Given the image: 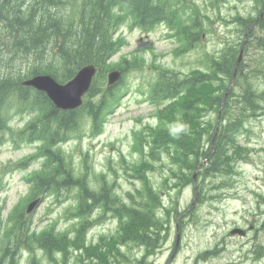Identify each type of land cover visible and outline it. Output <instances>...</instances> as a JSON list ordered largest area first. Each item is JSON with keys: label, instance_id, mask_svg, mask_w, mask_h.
Masks as SVG:
<instances>
[{"label": "rangeland", "instance_id": "1", "mask_svg": "<svg viewBox=\"0 0 264 264\" xmlns=\"http://www.w3.org/2000/svg\"><path fill=\"white\" fill-rule=\"evenodd\" d=\"M189 1L199 6L202 15L205 31L199 44L179 54L177 41L161 24L147 32L127 24L121 26L115 37H123L125 44L107 61L110 68L104 76H98L96 82L100 88L105 87L111 67L123 61L135 64H131L114 85L116 98L104 115L102 132L93 135L90 120L84 118L75 135L58 146L74 172L94 191L104 187L124 205L135 207L141 205L150 192H156L160 202L156 213L167 221L168 234L156 248L145 253V249L135 244L137 241L120 239L118 214L103 213L97 208L91 218H97L99 213L104 217L84 231V241L91 245L69 252L66 264H96L99 260L90 253L100 249L110 263L115 264L118 256L114 247L118 245L126 253V264H135L138 259L142 264H264V113L245 118L240 132L235 135L231 150L236 147L235 155L240 158L234 165L236 172L230 177L217 175L203 180L197 174L198 166L191 174V182L183 178L177 182L174 178L179 172L177 164L191 161L190 155L174 151L170 155L160 146L171 145L169 135L173 136V126L170 122L162 124L159 110L163 109L173 118L174 103L163 107L149 97L157 67L185 73L204 69L207 57L218 55L224 45L243 42V29L235 18L256 17L257 10L261 14L264 0ZM263 62L261 52L249 44L240 54L238 66L250 74L254 66H261ZM234 78L235 75L228 85L234 91L229 94V97L233 95V100L240 94ZM252 81V86L256 87L260 78L253 77ZM263 89L264 79L257 90ZM9 103L12 108L16 104L13 99ZM216 117L215 113H210L212 121ZM30 119L28 112L12 110L8 112L9 129L0 128V251L15 264H31L32 256L39 264H61L62 253L56 252V247H52L56 260H51L35 238L28 240L27 246L16 241L15 233L4 235L8 227L5 219L12 207L19 201L25 207L32 200L28 199L30 185L26 176L42 170L43 158L37 157L40 144L18 134ZM188 125L186 131L190 135L183 136V149L193 148L200 138L197 122L189 121ZM204 144H209L207 135H204ZM203 188L206 189L204 195ZM73 194L74 190L60 196L46 195L26 213L31 216L30 229L38 232L52 224L56 233L80 227L81 219L73 210ZM234 229L245 233L232 234ZM43 242L49 244V238L45 237ZM84 251L87 254L83 256Z\"/></svg>", "mask_w": 264, "mask_h": 264}, {"label": "trees", "instance_id": "2", "mask_svg": "<svg viewBox=\"0 0 264 264\" xmlns=\"http://www.w3.org/2000/svg\"><path fill=\"white\" fill-rule=\"evenodd\" d=\"M262 9L264 12V6ZM260 12L257 10L256 15ZM201 16L199 6L189 0H0V128L9 129V111L31 115L18 134L40 144L37 157H42L43 161L41 171L26 176L30 185L28 199L39 197L42 201L46 195L60 196L74 190L73 210L81 219L80 227L73 230L54 233L51 224L33 232L30 229L31 216L26 215L25 207L19 201L5 219L8 227L4 235L15 233L16 241L27 246L28 240L35 238L51 260H56L52 256V247H56V252L62 253L61 264L67 263L69 252L84 250L83 247L91 245L84 241L85 232L101 221L104 212L118 214L120 239L137 241L135 244L145 249V253L166 238L167 221L156 213L160 210L156 192H150L148 198L135 207L124 205L104 187L94 191L74 172L58 146L75 135L84 118L90 120L93 135L102 132L104 115L113 104L116 93L115 86L100 88L96 80L98 76H104L110 68L107 61L125 44L123 37H115L121 26L127 24L130 28L147 32L161 24L177 41V52L183 54L194 49L202 39L205 29ZM239 17L235 20L243 33L250 24L258 21L242 17L240 22ZM248 33L249 41L244 48L251 44L264 57V26L258 25ZM240 43L224 45L218 55L207 57L204 69L185 73L156 68L157 76L149 97L163 107L173 102L175 110L173 118L163 109L159 110L162 124L170 122L173 126V136L169 135L171 145L160 146L170 155L173 151L188 154L191 160L182 164L178 162L179 172L174 177L177 182L182 178L191 182V174L198 166L197 174L203 180L217 175L230 177L236 172L234 165L240 158L235 155L236 147L231 150L235 135L240 132L245 118L264 113V89L257 90L264 79V62L261 66H254L250 74L239 66L236 68ZM86 64L95 65L97 71L83 96V103L76 109H59L44 92L21 84L24 78L35 74H49L63 83ZM131 64L135 63L123 61L111 68L121 70L123 75ZM234 75V83L240 91L235 100L233 95L229 97L234 91L228 87ZM253 77L260 78L256 87L252 86ZM10 99L16 103L13 108ZM212 112L217 116L215 121L210 118ZM193 120L201 129L200 138L193 148L183 149V136H189V131L176 133L174 129L179 124L189 128V121ZM204 135L208 137V145L204 144ZM205 190L203 188V195ZM97 208L103 213L91 218ZM45 237L49 238V244L43 242ZM114 250L118 256L114 263L126 264L125 251H121L119 245ZM84 254L87 253L84 251ZM90 254L99 260L96 264H111L102 249ZM139 260H135V264H142ZM5 263L15 264L10 256L0 251V264ZM30 263L39 264L33 256Z\"/></svg>", "mask_w": 264, "mask_h": 264}, {"label": "water", "instance_id": "3", "mask_svg": "<svg viewBox=\"0 0 264 264\" xmlns=\"http://www.w3.org/2000/svg\"><path fill=\"white\" fill-rule=\"evenodd\" d=\"M96 72L93 64L82 66L76 74L65 83L57 82L51 75L38 74L22 81L23 85L34 87L39 91L46 93L55 107L63 110L75 109L82 103V96L88 91L92 78ZM121 77V71L114 69L107 74V84H115ZM39 204V198L32 200L26 211L31 212ZM238 232L244 235L245 231L234 229L232 234Z\"/></svg>", "mask_w": 264, "mask_h": 264}, {"label": "bare ground", "instance_id": "4", "mask_svg": "<svg viewBox=\"0 0 264 264\" xmlns=\"http://www.w3.org/2000/svg\"><path fill=\"white\" fill-rule=\"evenodd\" d=\"M258 21L256 23H252L250 24V28L247 30L246 34L249 35V31L252 29V28H256L258 25L261 27V26H264V12H262L260 14V16L258 17L257 19Z\"/></svg>", "mask_w": 264, "mask_h": 264}, {"label": "clouds", "instance_id": "5", "mask_svg": "<svg viewBox=\"0 0 264 264\" xmlns=\"http://www.w3.org/2000/svg\"><path fill=\"white\" fill-rule=\"evenodd\" d=\"M186 129H187V126H186V125H184V124H179V125H177V126L175 127L174 131H175L176 133H179V132H181V131H186Z\"/></svg>", "mask_w": 264, "mask_h": 264}, {"label": "flooded vegetation", "instance_id": "6", "mask_svg": "<svg viewBox=\"0 0 264 264\" xmlns=\"http://www.w3.org/2000/svg\"><path fill=\"white\" fill-rule=\"evenodd\" d=\"M169 262V261H168Z\"/></svg>", "mask_w": 264, "mask_h": 264}]
</instances>
